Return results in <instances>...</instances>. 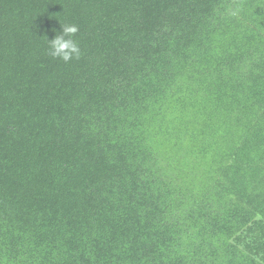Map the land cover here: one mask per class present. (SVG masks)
I'll return each instance as SVG.
<instances>
[{
  "label": "trees",
  "instance_id": "obj_1",
  "mask_svg": "<svg viewBox=\"0 0 264 264\" xmlns=\"http://www.w3.org/2000/svg\"><path fill=\"white\" fill-rule=\"evenodd\" d=\"M0 264H264V0H0Z\"/></svg>",
  "mask_w": 264,
  "mask_h": 264
},
{
  "label": "clouds",
  "instance_id": "obj_2",
  "mask_svg": "<svg viewBox=\"0 0 264 264\" xmlns=\"http://www.w3.org/2000/svg\"><path fill=\"white\" fill-rule=\"evenodd\" d=\"M79 31L75 24L63 25L60 35H55L49 40L51 46V55L64 62H69L73 58H79L81 49L78 42L74 39Z\"/></svg>",
  "mask_w": 264,
  "mask_h": 264
}]
</instances>
